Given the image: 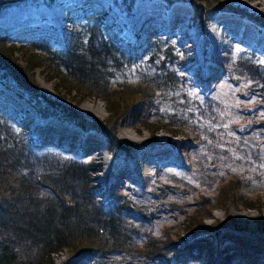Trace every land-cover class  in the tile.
Returning <instances> with one entry per match:
<instances>
[{
	"label": "trees",
	"instance_id": "obj_1",
	"mask_svg": "<svg viewBox=\"0 0 264 264\" xmlns=\"http://www.w3.org/2000/svg\"><path fill=\"white\" fill-rule=\"evenodd\" d=\"M6 1L0 0V7ZM53 1L22 0L19 5L33 3L39 6ZM163 1H187L194 5L198 15L229 11L264 25L263 14L248 13L221 0ZM96 10L83 14L79 22L72 25L68 45H55L49 34L31 33L16 44L7 29L0 26L2 83L32 103L41 119L59 117L83 131H96L106 137L114 155L128 156H136L139 146L119 140L118 129L127 119L139 118L142 109L153 104L157 93H166L175 106L172 112L167 113L168 122L161 127L171 125L193 129L198 147L212 150L211 156L204 153L196 158L197 180L209 188L218 185L214 197L200 196L198 207L191 211L189 203L181 199H171L169 206L183 211L185 217L181 224L191 235L211 229L216 234L220 228L231 224L238 228L230 214L225 221H215L210 226L204 224V218L214 204L229 207L235 200L236 191L244 186L243 176L229 173L225 160L232 164L240 163L248 171L253 167V160L264 157V141L255 143L254 148L251 142L240 141L244 154L239 158L223 149L221 144L225 141L220 128L214 127L222 124L221 120L218 121L222 105L187 90L184 76L172 70L178 55L173 54L171 45L157 38L153 43L157 47L155 49L149 46L151 38L141 46L135 45L122 34L115 21L105 22L104 11L98 14ZM152 49L154 56L149 60L153 61L154 68L151 65L142 67V77L138 82L112 83L115 70L137 60L141 62ZM38 68L52 73L50 79L56 82V87L78 91L83 98L97 96L102 99L108 117L88 121L75 107L64 106L43 93L34 77ZM237 73L245 80L249 79L252 86H256L255 91L261 92L264 97V69L254 63L240 61ZM5 107L8 108L0 98V108ZM14 120L13 115L9 116L0 109V264H54L53 255L63 250L68 252L69 257L83 255L88 259L97 258L98 264H106V259L113 254L129 263L152 264L158 259L172 262L175 246L184 238L177 242L167 228L160 235L154 234L149 229L153 218L149 207L158 211L161 207L156 205L164 195L176 197V186L169 185L168 190L162 188L156 191L149 205L125 199L115 208H109L99 199L103 188L95 184L91 176L95 162L36 154L30 148L34 141L27 143L24 140L14 129ZM142 123L145 126L153 124ZM256 128L259 133L254 134L264 138V126ZM255 165V170L249 171L254 178H262L263 171ZM178 183L189 191L197 190L189 181L172 182ZM244 199L249 201L245 204L247 208L255 206L250 199L239 197L241 202ZM257 229L264 231V226Z\"/></svg>",
	"mask_w": 264,
	"mask_h": 264
},
{
	"label": "rangeland",
	"instance_id": "obj_2",
	"mask_svg": "<svg viewBox=\"0 0 264 264\" xmlns=\"http://www.w3.org/2000/svg\"><path fill=\"white\" fill-rule=\"evenodd\" d=\"M21 1L8 0L0 8V26L7 29L16 44L29 37L30 33H50L55 45H68L72 25L78 23L83 14L94 9H97L98 14L104 11L105 22L115 21L131 43L141 46L151 38L149 46L154 48L153 43L157 38L165 40L166 45H171L173 54L178 55V58L174 59L175 64L171 66L172 70L184 76L187 90L198 97L216 100L222 105L219 108L218 120H221L222 124H216L214 127L220 128L219 132L225 141L221 144L223 149L239 158L244 154L240 141L251 142L252 148L255 143L264 141L259 134H254L258 131L256 126H264V97L261 92L255 91L256 86H252L249 79L245 80L237 73L240 61L251 62L264 69V25L229 11L198 15L194 5L187 1L54 0L39 6L33 3L19 5ZM221 1L245 9L248 13L264 15V0ZM59 11L63 14L59 15ZM190 34L198 41L196 54L190 47ZM154 49L145 54L141 62L137 60L131 65L115 70L111 77L112 83L118 85L123 82H138L142 77V67L151 65L154 68L153 61L149 60L154 56ZM51 74L40 68L34 71V77L43 93L64 106L75 107L88 121L94 122L108 117L102 99L97 96L83 98L78 91L70 92L62 86L56 87V82L50 79ZM2 82L0 79V89L4 87ZM167 97L169 96L166 93H157L153 104L147 109H142L139 118L127 119L118 129L119 140L139 146L136 156L116 153L114 155L103 134L96 133L99 141L94 135L79 137L80 132L83 133L82 129L59 117L51 116L45 119L47 125L43 128L42 119L26 98L20 97L22 101L15 102L11 97L10 102L14 105L9 103L10 108L0 109L16 118L13 122L14 129L27 143L34 141L35 144L30 148L36 154L95 162L91 176L94 183L103 188L99 199L109 208H115L125 199L149 205L156 191L159 192L162 188L168 190L172 185L177 187L176 197L164 195L156 205L161 207L158 211L149 207V212H152L150 215L153 216L149 229L160 235L163 229L167 228L177 242L181 238L184 240H180L175 246L171 263L166 259H158L152 264L264 263L263 253H251L244 249L246 242L259 244L264 248V231L257 229L264 226V157L261 160L252 159L254 164L249 168L250 171L255 170L257 164L263 171L262 178H254L253 173L249 170L248 173L246 166L240 163L232 164L228 160L224 162L225 168H229V173L243 176L244 186L236 191L235 200L229 207L214 204L209 215L204 218V224L210 226L223 222L227 219V214H230L238 228L231 224L220 228L216 234L215 230L211 229L191 235L181 224L185 217L183 211L173 209L168 202L171 199H181L189 203L191 211L198 207L197 200L200 196L211 198L216 195L218 185L215 184L211 188L202 186L197 180L198 167L194 165L196 158L204 153L210 155L212 150L206 147L200 149L195 132L189 127H161L168 122L167 113L172 112L175 106L173 100ZM159 118L163 119L158 121ZM143 121L153 124L145 126ZM59 124L61 125L57 128ZM126 133H129L131 138L125 137ZM94 142L96 146H93ZM174 181H189L197 190L189 191L179 183L172 184ZM239 197L250 199L255 206L247 208L245 204L249 201L244 199V202H241ZM244 254L254 261L244 257ZM255 260L259 262L255 263ZM53 262L98 264L97 258L88 259L83 255L69 257L68 252L64 250L53 255ZM105 262L138 264L129 263L116 254Z\"/></svg>",
	"mask_w": 264,
	"mask_h": 264
},
{
	"label": "bare ground",
	"instance_id": "obj_3",
	"mask_svg": "<svg viewBox=\"0 0 264 264\" xmlns=\"http://www.w3.org/2000/svg\"><path fill=\"white\" fill-rule=\"evenodd\" d=\"M246 2V1H245ZM248 4V3H247ZM249 5V4H248ZM255 6V5H254ZM253 7V5H252ZM60 13V14H59ZM59 15L63 14L62 12H58ZM176 14V13H175ZM180 20V19H179ZM188 39H190V47H191V50L194 51V54L197 53V50H198V41L194 38L191 37V34L188 36ZM125 137H127L128 139L131 138L130 134L129 133H126L125 134ZM93 142V140H91ZM93 146H96V143L94 142V145ZM103 158V157H102ZM244 249L245 251L247 252H256V253H263L264 254V248L262 246H260L259 244H255V243H247L244 244ZM244 257H246L247 259L251 260V261H254L253 258L249 257L248 255L244 254L243 255ZM258 263L259 260H255V263ZM264 264V263H262Z\"/></svg>",
	"mask_w": 264,
	"mask_h": 264
},
{
	"label": "water",
	"instance_id": "obj_4",
	"mask_svg": "<svg viewBox=\"0 0 264 264\" xmlns=\"http://www.w3.org/2000/svg\"><path fill=\"white\" fill-rule=\"evenodd\" d=\"M1 8V7H0Z\"/></svg>",
	"mask_w": 264,
	"mask_h": 264
}]
</instances>
